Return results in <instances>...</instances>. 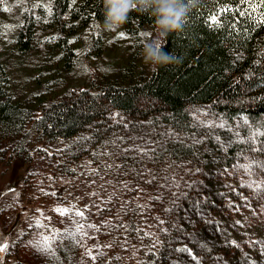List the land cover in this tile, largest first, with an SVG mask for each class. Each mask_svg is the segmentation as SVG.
Listing matches in <instances>:
<instances>
[{
    "label": "trees",
    "instance_id": "16d2710c",
    "mask_svg": "<svg viewBox=\"0 0 264 264\" xmlns=\"http://www.w3.org/2000/svg\"><path fill=\"white\" fill-rule=\"evenodd\" d=\"M104 12L0 0V162L48 154L41 179L57 178L59 206L28 222L7 264H264V244L241 233L245 202L264 209V0H191L163 40L178 62L157 71L142 59L155 18L133 10L113 31ZM116 33L128 53L112 59ZM43 237L56 258L34 247Z\"/></svg>",
    "mask_w": 264,
    "mask_h": 264
},
{
    "label": "rangeland",
    "instance_id": "374dc122",
    "mask_svg": "<svg viewBox=\"0 0 264 264\" xmlns=\"http://www.w3.org/2000/svg\"><path fill=\"white\" fill-rule=\"evenodd\" d=\"M11 24L12 23H10V27L7 25L2 30V33L6 35L3 37L5 42L8 41L14 31ZM87 38H89V35ZM122 39V35L116 33L115 36L110 37L105 42L104 49H109L110 51V53L106 54L108 57L111 55V57H113L112 59H116V57L125 55L126 52L124 53V51L127 50V48L124 49L125 45ZM82 55L79 67H77L76 71L78 73L79 71L83 72L86 76L92 73L95 68L92 67V62L85 57L83 58ZM24 81H27V79L25 78ZM199 115L201 119H210L204 108L199 109ZM53 164L49 155L43 153L34 154L32 163H29L27 167H14L0 162V241H2L0 247L6 245L5 251L0 254V264H7L9 262L12 240L16 238L19 239L30 220L33 221L42 216L44 219L41 221H48L51 223L52 212L59 208L57 204H54L55 200L50 199L48 196V191L55 193V187L58 183L57 178L50 174V176L44 178L43 183L41 179L44 172H51ZM30 172H34L35 175L37 174L39 177H36L35 180H28V183L25 185V177ZM98 177H100V175ZM32 183L33 185H30ZM94 183L97 185L99 184V187L101 185L99 180L96 182L94 181ZM245 203L246 211L250 216L243 221L244 224H241V233L244 238L252 240L258 247H261L264 244V236H262L263 229L257 224L264 222V209L259 208L253 212L251 210V204L248 202ZM48 226H50L51 231L53 226Z\"/></svg>",
    "mask_w": 264,
    "mask_h": 264
},
{
    "label": "clouds",
    "instance_id": "9594fccd",
    "mask_svg": "<svg viewBox=\"0 0 264 264\" xmlns=\"http://www.w3.org/2000/svg\"><path fill=\"white\" fill-rule=\"evenodd\" d=\"M191 0H103L105 30L121 28L128 18L130 11L149 13L155 18V29L158 38L143 46V62L157 71L158 66L177 63L175 55L164 51L163 40L172 32L180 31L189 11Z\"/></svg>",
    "mask_w": 264,
    "mask_h": 264
},
{
    "label": "snow or ice",
    "instance_id": "6c2138e0",
    "mask_svg": "<svg viewBox=\"0 0 264 264\" xmlns=\"http://www.w3.org/2000/svg\"><path fill=\"white\" fill-rule=\"evenodd\" d=\"M211 23L219 26V21L215 17L211 18ZM258 23L264 24V19L258 21ZM121 35H123V34H121ZM258 135H260V133H258ZM259 166L261 168H264V162H261ZM64 211H66V210H64ZM62 214H63V212H62ZM79 214L82 215V213H79ZM0 243H2V241H0ZM53 243H54V237H43L41 240L35 242L34 247L37 249V251L42 252V253L48 255L49 257L56 258L55 257V250L52 246ZM5 248H6V245L3 247H0V254H2L5 251Z\"/></svg>",
    "mask_w": 264,
    "mask_h": 264
}]
</instances>
